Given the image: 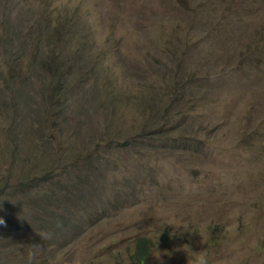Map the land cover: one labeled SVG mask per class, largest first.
<instances>
[{
    "label": "rangeland",
    "instance_id": "1",
    "mask_svg": "<svg viewBox=\"0 0 264 264\" xmlns=\"http://www.w3.org/2000/svg\"><path fill=\"white\" fill-rule=\"evenodd\" d=\"M5 16L47 21L66 76L60 98L0 108V264H134L139 237L149 264H264V0H0V32ZM32 45H7L16 69Z\"/></svg>",
    "mask_w": 264,
    "mask_h": 264
},
{
    "label": "trees",
    "instance_id": "2",
    "mask_svg": "<svg viewBox=\"0 0 264 264\" xmlns=\"http://www.w3.org/2000/svg\"><path fill=\"white\" fill-rule=\"evenodd\" d=\"M4 6H7L10 0H3ZM7 17L5 16V20L1 26V28H5L8 24ZM47 21L41 22L40 25L36 26L35 28H32L28 32H25L24 30L20 29L19 27H16V25L10 23L9 21V27L7 29H3L0 32V60L2 63H0V108H3L4 110H9V106L12 105V102L10 101L9 97H13L14 99L17 97H36L39 94H41L40 99L44 103H48L51 99H53L54 95L57 96L56 92L59 93L58 97L64 96L65 93L63 91V85L58 86L56 83H61L60 80L65 79L66 74H60L59 77H55L54 73L58 70V67L56 66L57 61L53 59L54 57L50 55L49 57L43 58L42 56L45 54L46 50H44V44L42 39L46 40L48 44H45L48 48H52L51 39H59V35L57 33H52L54 31V28L48 29ZM11 29L12 33H11ZM66 29L65 33H69V35L73 34L74 28L73 26H65ZM83 31V30H82ZM19 35L18 38H20L21 42L20 44L16 45L11 43L10 40H12V35ZM73 38V37H72ZM72 38H69L72 39ZM33 43V48L39 51L35 55H33L31 58H28V66H25V72L20 69H16L13 64L21 61L22 55L17 56V54H13L7 50V45L12 49V51L15 53V47H22L24 45L28 46ZM24 61V59L22 60ZM39 64L41 68H43L45 71L49 70L51 75L49 79V83L41 84L42 87L39 86H30L29 87V80L34 78L39 72H34L38 68L35 66L34 63ZM34 62V63H33ZM22 65H24L21 62ZM32 67L31 73H26V67L29 68ZM23 67V66H20ZM40 68V69H41ZM64 69V68H63ZM67 70V69H66ZM68 72V71H66ZM26 74V78L24 79V75ZM54 76V77H52ZM62 81V82H63ZM27 82V83H25ZM27 84V85H26ZM59 88V89H58ZM44 90V92H43ZM57 90V91H56ZM7 97L6 99V106L4 107L2 103V98ZM8 100V104H7ZM28 127V126H26ZM25 134V133H24ZM144 138L142 135H140V140ZM137 142L135 137L131 139L129 142H127V147L133 148L134 143ZM11 223H9V226H11ZM163 241H167V236H163ZM152 254V244L151 242L143 237H139L135 240L134 243V252L131 256L132 262L134 264H149Z\"/></svg>",
    "mask_w": 264,
    "mask_h": 264
}]
</instances>
